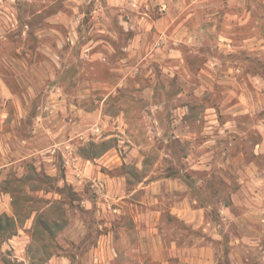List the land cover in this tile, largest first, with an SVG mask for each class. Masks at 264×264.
Instances as JSON below:
<instances>
[{"label":"rangeland","instance_id":"obj_1","mask_svg":"<svg viewBox=\"0 0 264 264\" xmlns=\"http://www.w3.org/2000/svg\"><path fill=\"white\" fill-rule=\"evenodd\" d=\"M5 214L0 264H264V0H0Z\"/></svg>","mask_w":264,"mask_h":264},{"label":"trees","instance_id":"obj_2","mask_svg":"<svg viewBox=\"0 0 264 264\" xmlns=\"http://www.w3.org/2000/svg\"><path fill=\"white\" fill-rule=\"evenodd\" d=\"M2 217H4L3 219L5 220L4 222H2ZM11 217L5 215H0V230H4L7 229V226L10 224V219Z\"/></svg>","mask_w":264,"mask_h":264},{"label":"crops","instance_id":"obj_3","mask_svg":"<svg viewBox=\"0 0 264 264\" xmlns=\"http://www.w3.org/2000/svg\"><path fill=\"white\" fill-rule=\"evenodd\" d=\"M25 258H27V257H26L25 255H23V256H20L18 260L23 261L24 264H27L28 262H29V264H30L29 259L27 258V261H26ZM52 260H53V259H52ZM54 260H55V259H54ZM54 260H53V261H54ZM54 262H55V261H54ZM58 262H59V259H58Z\"/></svg>","mask_w":264,"mask_h":264},{"label":"built area","instance_id":"obj_4","mask_svg":"<svg viewBox=\"0 0 264 264\" xmlns=\"http://www.w3.org/2000/svg\"><path fill=\"white\" fill-rule=\"evenodd\" d=\"M99 184H101V183H99Z\"/></svg>","mask_w":264,"mask_h":264}]
</instances>
